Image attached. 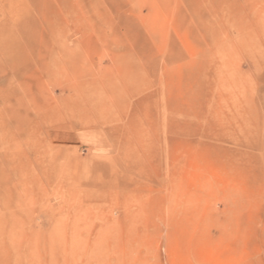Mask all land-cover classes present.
Segmentation results:
<instances>
[{"label":"rangeland","instance_id":"rangeland-1","mask_svg":"<svg viewBox=\"0 0 264 264\" xmlns=\"http://www.w3.org/2000/svg\"><path fill=\"white\" fill-rule=\"evenodd\" d=\"M0 264H264V0H0Z\"/></svg>","mask_w":264,"mask_h":264},{"label":"bare ground","instance_id":"bare-ground-1","mask_svg":"<svg viewBox=\"0 0 264 264\" xmlns=\"http://www.w3.org/2000/svg\"><path fill=\"white\" fill-rule=\"evenodd\" d=\"M231 73V72H230Z\"/></svg>","mask_w":264,"mask_h":264}]
</instances>
